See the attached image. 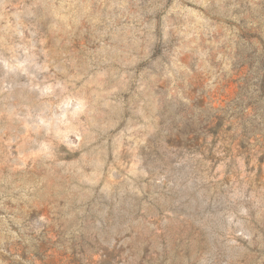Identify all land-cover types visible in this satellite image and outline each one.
Here are the masks:
<instances>
[{
    "label": "rangeland",
    "instance_id": "1",
    "mask_svg": "<svg viewBox=\"0 0 264 264\" xmlns=\"http://www.w3.org/2000/svg\"><path fill=\"white\" fill-rule=\"evenodd\" d=\"M0 264H264V0H0Z\"/></svg>",
    "mask_w": 264,
    "mask_h": 264
}]
</instances>
